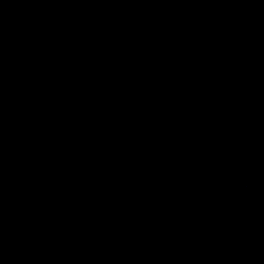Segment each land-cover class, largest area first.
Wrapping results in <instances>:
<instances>
[{
    "label": "water",
    "instance_id": "water-1",
    "mask_svg": "<svg viewBox=\"0 0 264 264\" xmlns=\"http://www.w3.org/2000/svg\"><path fill=\"white\" fill-rule=\"evenodd\" d=\"M0 264H264V0H0Z\"/></svg>",
    "mask_w": 264,
    "mask_h": 264
}]
</instances>
